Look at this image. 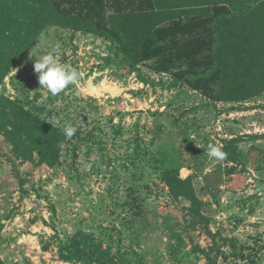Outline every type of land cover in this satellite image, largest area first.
Returning <instances> with one entry per match:
<instances>
[{
    "label": "rangeland",
    "instance_id": "374dc122",
    "mask_svg": "<svg viewBox=\"0 0 264 264\" xmlns=\"http://www.w3.org/2000/svg\"><path fill=\"white\" fill-rule=\"evenodd\" d=\"M51 1L116 29L141 76L110 40L56 24L12 67L0 92L76 131L54 165L37 151L18 154L0 133V264H85L62 255L76 236L93 237L118 264H245L249 249L264 245V90L252 94L264 74L212 72L214 8ZM55 48L80 78L53 96L34 62ZM231 139L237 161L208 156L209 145L226 153ZM173 168L192 179L199 215L172 196L164 174Z\"/></svg>",
    "mask_w": 264,
    "mask_h": 264
},
{
    "label": "trees",
    "instance_id": "16d2710c",
    "mask_svg": "<svg viewBox=\"0 0 264 264\" xmlns=\"http://www.w3.org/2000/svg\"><path fill=\"white\" fill-rule=\"evenodd\" d=\"M184 5H201L208 13L215 10L212 29L215 33L213 45L215 65L230 71H256L264 74V0H186ZM50 24L83 30L110 40L117 51L131 61V71L140 69L133 61L131 51L124 48L121 34L113 28L102 27L93 18H84L61 12L51 0H0V86L20 59L30 50L43 30ZM240 55L242 64L237 65ZM142 78V77H140ZM143 79V78H142ZM144 80V79H143ZM259 83L258 93L264 90V81ZM252 84V83H251ZM262 84V85H261ZM252 87V86H251ZM249 87V88H251ZM248 89V88H247ZM245 89V90H247ZM252 90V89H251ZM0 133L14 146V151L24 157L37 151L43 161L54 165L67 137L64 129L55 127L25 110L18 102L0 92ZM225 151L228 160L239 158L234 139L227 142ZM174 198L191 202V209L200 214L202 202L190 177L182 178L173 168L164 174ZM143 212L138 205L135 215ZM264 245L261 241L249 249L245 264H256ZM62 255L68 260L77 259L85 264H118L114 255L97 244L93 237L83 241L76 236L71 243L63 244ZM1 261V259H0Z\"/></svg>",
    "mask_w": 264,
    "mask_h": 264
},
{
    "label": "clouds",
    "instance_id": "9594fccd",
    "mask_svg": "<svg viewBox=\"0 0 264 264\" xmlns=\"http://www.w3.org/2000/svg\"><path fill=\"white\" fill-rule=\"evenodd\" d=\"M59 49L55 48L51 52L43 53L40 58H36L34 62V72L38 73V83L40 87L46 88L53 96L61 93L70 84L76 83L80 78V73L75 69H69L59 62L55 52ZM32 55H30V58ZM76 129L72 126L64 128V134L67 138H71L75 134ZM208 156L216 160L226 158V153L220 148L209 145Z\"/></svg>",
    "mask_w": 264,
    "mask_h": 264
},
{
    "label": "bare ground",
    "instance_id": "6f19581e",
    "mask_svg": "<svg viewBox=\"0 0 264 264\" xmlns=\"http://www.w3.org/2000/svg\"><path fill=\"white\" fill-rule=\"evenodd\" d=\"M93 89H95V88H93ZM96 90V89H95Z\"/></svg>",
    "mask_w": 264,
    "mask_h": 264
}]
</instances>
